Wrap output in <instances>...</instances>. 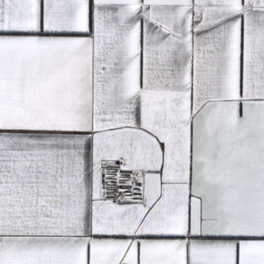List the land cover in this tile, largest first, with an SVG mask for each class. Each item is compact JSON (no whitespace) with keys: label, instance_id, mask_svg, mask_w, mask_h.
Listing matches in <instances>:
<instances>
[{"label":"snow or ice","instance_id":"1","mask_svg":"<svg viewBox=\"0 0 264 264\" xmlns=\"http://www.w3.org/2000/svg\"><path fill=\"white\" fill-rule=\"evenodd\" d=\"M0 264H264V0H0Z\"/></svg>","mask_w":264,"mask_h":264}]
</instances>
